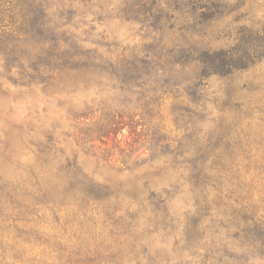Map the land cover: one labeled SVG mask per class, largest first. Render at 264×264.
Here are the masks:
<instances>
[{"label":"trees","instance_id":"16d2710c","mask_svg":"<svg viewBox=\"0 0 264 264\" xmlns=\"http://www.w3.org/2000/svg\"><path fill=\"white\" fill-rule=\"evenodd\" d=\"M101 1L60 0L54 13L50 0H0V80L10 75L17 85L87 99L117 93L121 106L101 98L82 111H70L82 126L75 136L137 179L131 187L100 184L58 147L54 132L38 141L28 129L38 149L37 167L18 162L10 175L0 167V264L264 260V137L252 135L251 108L235 85L237 74L264 61V22L241 28L227 46L174 41L165 49L157 41L141 53L116 55L98 45L87 47L69 29L86 11L93 16L95 8L106 12ZM236 1L239 9L250 3L264 8V0ZM161 3L126 0V13L160 12ZM173 3L168 6L188 15L195 26L217 20L227 5L223 0ZM212 78L224 82L227 93L215 99L223 101L212 120L217 125L201 139L195 117L204 99L217 96L208 86ZM170 96L174 101L189 96L195 105L192 111L187 104L175 110L181 139L172 138L163 119L154 123ZM126 126L131 137H141L142 126L141 133L151 139L141 144L135 138L123 147L118 135ZM137 144L143 149L133 148ZM117 146L119 158L113 153ZM177 200L184 202V211L175 207ZM159 235L173 241L170 253L147 247Z\"/></svg>","mask_w":264,"mask_h":264},{"label":"rangeland","instance_id":"374dc122","mask_svg":"<svg viewBox=\"0 0 264 264\" xmlns=\"http://www.w3.org/2000/svg\"><path fill=\"white\" fill-rule=\"evenodd\" d=\"M125 2L126 0H102L100 6L105 8L106 12L95 8L94 12L98 14L93 16L86 11L83 16L74 19L69 28L70 32L87 47L98 45L101 51L130 56L134 51L141 53L145 47H154L157 41H163L162 48L165 49L171 47L174 41H206L211 43L212 47L227 46L230 42L236 41L241 28L252 25L258 27V24L264 22V8L259 4L250 3L245 9H239L236 0H223L227 5L220 9L221 13L216 16L219 17L217 20L196 26L188 15L184 17L179 11H175L174 7L168 6L169 3L175 6L173 0H161L163 6L160 12L154 11L151 14L143 12L127 14L129 7ZM50 3L55 13L60 0H50ZM93 42L95 43L92 44ZM190 74L193 77L192 70ZM235 79L238 83L235 84L236 87L243 91L242 103L249 104L251 108L250 131L256 137H264V61L246 73L237 74ZM0 82V167L9 175L18 168L16 166L18 162L23 166L37 167L38 149L30 143L31 139L26 135L27 130L31 128L38 141L45 140L48 133L54 132L58 147L65 151L66 156L75 158L83 172L96 182L112 187H131L135 183L137 179L135 173L120 171L124 168L121 163L109 162L106 157L97 154V149L92 148L91 143L76 138L75 135L82 126L70 112L82 111L86 103L95 105L94 103L101 98L106 99L109 105L121 106L117 93L111 91L100 97L93 95L87 99L79 93L74 97L65 94L54 95L45 93L42 87L17 85L10 75L2 77ZM208 86L217 96L204 99L199 106L195 122L202 131L201 139L208 138L207 135L217 125L218 121L215 123L212 120L218 117L216 109L223 101L217 103L215 99L220 95L223 98L227 93L224 82L216 78L210 79ZM169 98L170 100L164 102L163 108L154 117V123H158L160 118L163 119L162 124L171 130L172 138L181 139L184 133L176 129L175 110L177 111L180 105L187 104L192 111L195 105L190 102L189 96L179 101H174L172 96ZM115 112L120 113V110L117 109ZM113 116L119 121L118 113H113ZM141 119L136 117L134 120L140 124L145 123V120ZM129 122L130 120L126 119L125 123ZM144 130L146 128L139 126L141 137L135 135L131 137L130 128L126 126L118 138L125 148H128L126 142L133 143L135 138L142 144L151 139L150 136H146L147 133H141ZM138 147L143 149L140 144L133 146ZM120 151L117 146L113 152L117 158ZM6 159H13L15 162L12 160L10 163ZM175 207L183 211L186 208L182 200H177ZM43 227L52 232L48 224H43ZM147 247L152 251L165 249L170 253L173 241L166 239L164 242L162 236H153ZM253 264H264V260H256Z\"/></svg>","mask_w":264,"mask_h":264}]
</instances>
